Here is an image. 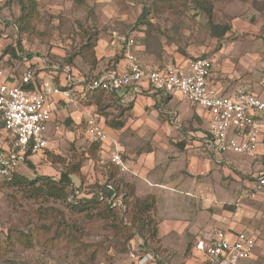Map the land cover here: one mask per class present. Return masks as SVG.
Here are the masks:
<instances>
[{
  "label": "rangeland",
  "instance_id": "obj_1",
  "mask_svg": "<svg viewBox=\"0 0 264 264\" xmlns=\"http://www.w3.org/2000/svg\"><path fill=\"white\" fill-rule=\"evenodd\" d=\"M37 1L39 15L34 22L35 31L22 32L15 21L20 13L19 6L13 0H0V71L14 74L19 79L22 72L30 67L37 80L48 76L59 88L69 86L70 96L75 98L76 104H57L55 114L59 132L53 129L52 124L48 125L47 148L30 157L34 169L29 168L24 160H19L14 171L28 179L43 174L58 179L68 164L81 160V168L71 175L72 184L68 187L80 195L91 194L93 185L107 180L112 171L116 172L112 179L124 189V178L117 177L120 169L104 161L113 146L104 144L105 148L111 147L103 152L97 150L95 156L89 152L91 141L85 132L86 119L90 115L98 117L99 106L72 89L77 79H90L116 66L117 57L110 46L113 33L132 32L138 41V58L147 66L174 63L179 58L210 57L215 62V80L229 91L242 81L256 83L264 68V21L256 23L255 15L250 17L249 0H198L200 5L195 0H185L184 4L176 7H159L158 11H151L144 23L138 18L147 0ZM246 21L251 25L255 22V27L241 29V23ZM96 30L100 39L95 48L97 64L92 68L74 52L81 43V35ZM10 47L27 61L12 57ZM72 54V63H68L66 59ZM66 68L68 74L75 78L71 83L65 82ZM104 101L112 104L105 109L107 115H102L104 120L111 117L118 120L123 116L124 110L121 109L125 107L119 101L105 98ZM180 107L188 108L185 101ZM163 118L167 119L168 114L165 113ZM190 128L185 121L177 136H189ZM202 128H207L205 119ZM10 145V135L0 127V152L6 153ZM208 158L210 170L205 181L210 183L212 190L210 206L205 212L210 220L207 232L223 228L213 227L216 216L241 202L250 203L256 209L250 211L251 215L257 214L260 208L255 205L256 198L247 199L248 185L257 172L251 168L250 158L232 152H214V155L210 152ZM197 180L201 182L202 177L198 176ZM261 211L264 214V209ZM94 212L72 213L61 201L27 198L22 191L4 186L0 190V245L6 246L7 252H2L0 264H129V253L120 252L114 244L116 241L124 242L123 236L127 232L120 234L111 225V218L99 219L92 215ZM115 212L119 216L124 214L119 210ZM156 215L155 200L152 216L158 224ZM12 226L31 233V246L25 247L17 241L13 246L9 244L7 233ZM262 226L264 236V222ZM138 237L134 236L135 244L142 241ZM71 238L76 240V247L69 242ZM167 240L182 245L184 249L173 253L160 244L156 245L164 261L186 264L189 260V263L199 264L198 254L189 248L188 237L168 236ZM82 245L84 249L80 248ZM255 262L264 264V253Z\"/></svg>",
  "mask_w": 264,
  "mask_h": 264
},
{
  "label": "built area",
  "instance_id": "obj_2",
  "mask_svg": "<svg viewBox=\"0 0 264 264\" xmlns=\"http://www.w3.org/2000/svg\"><path fill=\"white\" fill-rule=\"evenodd\" d=\"M110 46L117 57L116 66L96 78L77 79L72 89L82 97L95 89L116 92L127 86L138 87L144 82L165 98L181 96L189 106L206 115L208 132L205 141L212 152L258 156L264 162V97L258 95L249 82L242 81L232 91H225L215 81L214 60L207 56L160 66L144 65L138 59V41L132 32L113 33ZM65 74L66 83L75 79L68 74L67 68ZM259 85L264 87V69ZM70 91L56 86L48 76L37 80L30 67L19 79L14 74L0 71V119L11 141L6 153L0 152V179L10 178L17 162L24 160L28 150L31 157L47 148L48 125L52 124L56 132L60 130L55 114L57 97L63 98L66 104H76ZM85 132L91 142L101 143L103 152L108 134L96 115L86 119ZM104 161L115 164L121 171L126 169L118 152L110 153ZM98 184L112 188L108 179L100 180ZM262 191L264 166L255 174L248 197L255 199ZM76 195L83 194L77 191ZM101 201L115 211L125 208L123 194L101 196ZM195 247L199 264H237L252 255L255 240L244 231L232 233L227 228H216L207 240H198ZM149 254L152 257L149 264H155L151 252H131L129 255L136 259Z\"/></svg>",
  "mask_w": 264,
  "mask_h": 264
},
{
  "label": "crops",
  "instance_id": "obj_3",
  "mask_svg": "<svg viewBox=\"0 0 264 264\" xmlns=\"http://www.w3.org/2000/svg\"><path fill=\"white\" fill-rule=\"evenodd\" d=\"M247 3L251 7L250 17L255 15L256 23L264 21L262 15L264 0H249ZM248 21L242 22L240 28L255 27V22L251 25ZM186 59L188 58H179L175 62H183ZM248 82L258 95L264 97V87L259 85V79L256 83ZM219 84L222 86L220 82ZM222 87L229 92L225 86ZM115 95L119 104L127 108L119 118L123 125L116 126L114 123L113 126L106 127L103 116L98 115V120L108 134L106 143L113 146V150L109 152H118L126 167L125 170H120L118 177L124 178V184L134 187L136 196H154L157 207V235L162 248L168 252H181L184 249L181 248L182 245L173 244L167 237H188L191 243V245L188 243L189 248L198 254L195 243L198 240H207L212 231L207 232L210 220L205 214L210 206L209 195L212 190L210 183L205 181L210 170L208 154L212 152L205 141L208 132L206 115L189 106L179 95L163 98L144 82L138 87H123L116 91ZM178 98L185 101L188 108L181 109L182 101L178 102ZM57 100H59L57 104L65 103L61 97H57ZM57 104L55 112L58 110ZM67 105L65 103V106ZM165 113L168 114L167 119L163 118ZM204 119L207 122L206 129L202 128ZM185 121L191 126L189 136H177L180 134L179 127ZM111 146L105 148L104 145V150ZM212 153L214 155V152ZM246 156L250 158L251 168H255L258 173L264 166L263 160L258 156ZM198 176L202 177L201 182H198ZM252 184L253 181L248 185V192ZM255 200L257 201L255 205L260 208L257 214L251 215L250 211L256 209L250 203L241 202L218 214L213 225L227 228L232 233L244 231L254 238L255 247L252 255L239 260L237 264H257L256 259L264 253V236L261 228L264 217L260 215L264 216L261 211L264 209V191ZM237 207H240V210H236ZM154 257L156 262L168 264L159 254ZM128 258L129 264H149L152 260L151 254L136 259L129 255ZM189 262L188 260L186 264H192Z\"/></svg>",
  "mask_w": 264,
  "mask_h": 264
},
{
  "label": "trees",
  "instance_id": "obj_4",
  "mask_svg": "<svg viewBox=\"0 0 264 264\" xmlns=\"http://www.w3.org/2000/svg\"><path fill=\"white\" fill-rule=\"evenodd\" d=\"M19 6V16L16 18V25L22 32H33L35 31L34 22L39 15V4L37 0H13ZM185 0H147L142 7L141 15L139 16V21L144 23L147 20L146 15L150 14L151 11H158L159 7H176L178 4H184ZM187 3V2H186ZM197 5H200L198 0H195ZM99 31L84 32L81 35V43L77 50L74 52L75 55H79L84 59L92 68L97 64V58L95 54V48L99 42ZM9 52L12 57L22 59L14 51L13 47L9 48ZM73 54L66 59L68 63H72ZM100 75L97 74L92 78H96ZM91 79V78H90ZM62 89H69V86L61 87ZM88 93V94H87ZM91 101H94L97 106H99L100 116L104 115L106 117L105 109L111 107L112 104H105L104 98L108 100H117L115 92H106L103 90L95 89L87 92ZM84 96V97H85ZM127 108H122L125 111ZM122 115V114H121ZM122 126V120H116L114 117L110 119L105 118V124L108 126ZM115 126V127H116ZM0 127H3L2 121L0 119ZM97 150L102 151V145L99 142L92 141L89 146V152L95 156ZM24 162L26 165L34 169V164L30 160V151L28 150L24 157ZM82 161L79 160L76 163H71L66 166V170L60 172L59 178L55 179L49 175H36L32 179H28L26 176L13 171L10 178H2L0 183V190L4 189V186L10 188H16L23 192V195L27 198L33 199H47L53 198L63 202L66 207L72 213L84 212L88 214L90 211H95L93 216L99 219H109L111 218V225L123 234L124 231L127 232L123 236L124 242L116 241L115 247L118 248L120 252H134L135 254H143L146 252H151L154 255H158V244H160V238L157 235V223L152 216V212L155 209V198L152 195H147L143 197H138L134 193V187L128 184H124V189H122L115 180L116 172L112 171L109 174L108 180L112 184V188L106 187L105 184H94L91 194L86 193L78 197L73 188L68 190V187L72 184L71 175L78 172L81 168ZM118 177V175H117ZM111 178V179H110ZM114 194H123L125 208L123 210V215L119 216L115 210H113L109 205L102 204L101 196H113ZM72 195V197H70ZM117 213V214H116ZM126 216V218H125ZM126 219V220H124ZM128 223V224H127ZM42 227V226H41ZM61 227V226H60ZM57 229V226H56ZM61 229V228H60ZM133 229V231H132ZM134 236H139L142 241L137 244L134 243ZM120 238V237H117ZM51 239V238H50ZM7 240L10 245H14L15 241L21 243L23 246H31V233H24L20 231L17 227L12 226L9 228L7 233ZM71 244L76 247L77 242L71 238ZM84 249L83 245L80 246ZM7 247L0 245V259L4 255ZM4 251V253H2ZM155 264H161L157 261Z\"/></svg>",
  "mask_w": 264,
  "mask_h": 264
}]
</instances>
